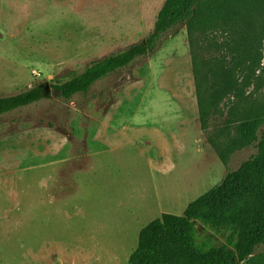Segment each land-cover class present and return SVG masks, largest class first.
I'll return each instance as SVG.
<instances>
[{
  "label": "rangeland",
  "instance_id": "rangeland-1",
  "mask_svg": "<svg viewBox=\"0 0 264 264\" xmlns=\"http://www.w3.org/2000/svg\"><path fill=\"white\" fill-rule=\"evenodd\" d=\"M165 1L0 0V97L145 41ZM247 19L238 31L261 41L264 6ZM233 30L192 47L179 24L88 93L66 101L50 89L0 116V264H130L146 225L182 215L257 153V143L228 145L247 115L261 113L264 132V66L239 96L207 109V128L201 119L196 63L227 52L209 43L239 38ZM197 230L200 243L227 241Z\"/></svg>",
  "mask_w": 264,
  "mask_h": 264
},
{
  "label": "trees",
  "instance_id": "trees-1",
  "mask_svg": "<svg viewBox=\"0 0 264 264\" xmlns=\"http://www.w3.org/2000/svg\"><path fill=\"white\" fill-rule=\"evenodd\" d=\"M263 6L264 0H166L154 31L145 41L93 61L68 77L53 79L50 86L39 82L16 95L0 97V116L47 98L50 89L66 101L88 93L98 81L155 52L163 35L179 24L186 25L192 47L226 26L236 29L233 31L240 34L239 38L209 43L217 50L225 46L227 52H221L215 60L201 59L199 65L205 72L201 73L196 63L201 119L207 128V109L218 107L232 95L239 96L250 84L252 73L264 66V29L261 41L238 31L240 23L246 24L247 17L251 18ZM262 124L259 112L240 121L238 136L228 146L257 143V153L191 202L182 215L165 212L146 225L139 234L130 264H264V254H255L264 245V132L258 135ZM198 222L227 233L226 243H200Z\"/></svg>",
  "mask_w": 264,
  "mask_h": 264
},
{
  "label": "crops",
  "instance_id": "crops-1",
  "mask_svg": "<svg viewBox=\"0 0 264 264\" xmlns=\"http://www.w3.org/2000/svg\"><path fill=\"white\" fill-rule=\"evenodd\" d=\"M131 128H133V131H135L136 128H137V126L134 125V124H132V125H128L127 128H126L125 130L129 131L130 133H132L133 131H132ZM131 131H132V132H131ZM134 136H135V135L132 134L131 136H128V137H133V138H134ZM131 140H132V139H131Z\"/></svg>",
  "mask_w": 264,
  "mask_h": 264
},
{
  "label": "water",
  "instance_id": "water-1",
  "mask_svg": "<svg viewBox=\"0 0 264 264\" xmlns=\"http://www.w3.org/2000/svg\"><path fill=\"white\" fill-rule=\"evenodd\" d=\"M248 260H249V258L246 259V261H248Z\"/></svg>",
  "mask_w": 264,
  "mask_h": 264
}]
</instances>
